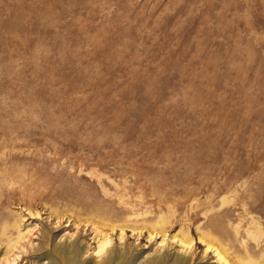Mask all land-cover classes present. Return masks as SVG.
<instances>
[{"label":"rangeland","instance_id":"374dc122","mask_svg":"<svg viewBox=\"0 0 264 264\" xmlns=\"http://www.w3.org/2000/svg\"><path fill=\"white\" fill-rule=\"evenodd\" d=\"M103 232L131 264H222L200 237L264 264V0H0L4 257L98 264Z\"/></svg>","mask_w":264,"mask_h":264},{"label":"bare ground","instance_id":"6f19581e","mask_svg":"<svg viewBox=\"0 0 264 264\" xmlns=\"http://www.w3.org/2000/svg\"><path fill=\"white\" fill-rule=\"evenodd\" d=\"M217 154V153H215ZM224 201V200H223ZM125 203V202H124ZM123 203V204H124ZM229 203V202H228ZM223 204V203H222ZM225 204V202H224ZM227 208V207H226ZM243 208V207H242ZM199 209V208H198ZM196 211V210H195ZM207 212V211H206ZM175 216V215H174ZM206 217V216H205ZM214 218V217H213ZM181 219V218H180ZM175 220V219H174ZM178 220V219H177ZM215 220V219H214ZM213 221V220H212ZM153 226H156V225H153ZM188 226V225H187ZM159 228V227H158ZM95 229V228H94ZM93 229V230H94ZM100 231V230H99ZM102 231V230H101ZM225 231V230H224ZM104 233V232H103ZM238 233V232H237ZM156 234V233H155ZM161 234V233H160ZM186 234V233H185ZM235 234V233H234ZM18 235H21V234H18ZM153 235V234H152ZM157 235V234H156ZM179 235V234H178ZM23 236V234H22ZM103 238H102V241L100 242L99 244V250H98V254L97 255H102L101 257V260L98 264H131L130 262L127 261V251L124 252V250L122 251H116V250H113L111 249L110 247L108 248L107 246H109L108 242V237L107 235H105V233L102 235ZM112 236V235H111ZM171 237V236H170ZM164 238V237H163ZM169 238V237H168ZM236 238V237H235ZM78 239V238H77ZM118 239V238H117ZM172 241L176 242L179 244V249H181L180 251L182 252H187V251H190L191 252V249L193 247V245H195L193 243V240L191 239V237H176L175 235H173L171 238H170ZM8 240V241H7ZM19 240V239H18ZM200 242H203L205 243V250H204V253L208 252V251H212L216 258L218 259V261L222 264H232L230 263L221 253V251L217 248V246L215 247L213 244H212V241L210 239L206 240V239H203L202 237L199 238ZM20 241V240H19ZM76 241V240H75ZM68 242V243H62V244H57L55 245L54 244V247H53V251L55 253V255L57 256V258L53 259V258H50V257H47L48 258V264H79L77 263L78 260H77V257L78 255H80V249L77 245L76 242ZM164 239H162L160 241V243H163ZM16 242H18L16 240ZM5 243L6 247L4 248V253H3V256L0 257V264H9L10 262H14L16 261L17 259H20L19 257H13L12 259L8 257H4L6 256L7 254H10V252H13L16 248L15 246L17 245H13L15 243V241L13 242V244L11 245L10 243V239H3L1 240L0 238V251L2 250L3 248V244ZM10 243V244H9ZM214 243V242H213ZM2 246V247H1ZM220 246V245H219ZM40 247V246H39ZM19 248V247H18ZM14 249V250H13ZM42 249V248H41ZM124 249V248H123ZM20 250V249H19ZM38 250V249H37ZM97 250V249H96ZM120 250V249H119ZM22 251V250H21ZM24 251V250H23ZM22 251V252H23ZM179 251V250H178ZM2 252V251H1ZM16 252V251H15ZM83 252V251H82ZM157 252V251H156ZM19 253V252H18ZM103 253V254H102ZM161 253V254H160ZM160 253H157L156 255L150 257V258H147L143 261H140V262H135L134 264H166L165 262V255L160 251ZM20 254V253H19ZM154 253H152L153 255ZM175 254V253H174ZM189 254V253H188ZM150 255V254H149ZM226 255V254H225ZM19 256V255H18ZM134 256V255H133ZM168 256V255H167ZM262 256V255H261ZM11 257V256H10ZM80 257V256H79ZM99 257V256H98ZM148 257V255H147ZM178 257V256H177ZM188 257V256H187ZM204 257V256H203ZM100 258V257H99ZM80 259V258H79ZM96 259V258H95ZM202 259V258H201ZM133 260V259H132ZM18 261V260H17ZM82 262V261H81ZM133 262V261H132ZM168 263V262H167ZM188 263V259L186 257H178V258H173V261L171 262V264H187ZM80 264H85V263H80ZM243 264H257L255 262H252V260L250 261V259H248V261L244 262Z\"/></svg>","mask_w":264,"mask_h":264}]
</instances>
